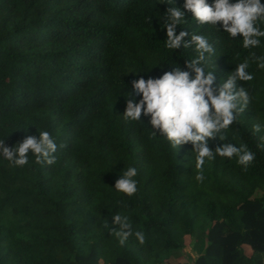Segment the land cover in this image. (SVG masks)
I'll return each mask as SVG.
<instances>
[{"label": "trees", "instance_id": "1", "mask_svg": "<svg viewBox=\"0 0 264 264\" xmlns=\"http://www.w3.org/2000/svg\"><path fill=\"white\" fill-rule=\"evenodd\" d=\"M184 2L0 0V140L14 147L47 131L57 144L52 165L36 163L31 151L22 167L0 155V264H173L196 236L204 252L193 264H264V69L250 64L254 79L237 87L251 102L225 141H208L213 150L247 145L255 158L246 168L236 156L206 158L198 182L190 143L173 149L143 115L123 119L133 79L159 77L176 63L186 70L184 60L196 56L165 47L164 14ZM186 20L177 34L213 44L206 70L217 84L249 56L242 36L198 25L190 12ZM260 40L250 51L264 56ZM129 167L137 169L131 197L114 189ZM114 214L129 218L133 235L123 245L110 231Z\"/></svg>", "mask_w": 264, "mask_h": 264}, {"label": "clouds", "instance_id": "2", "mask_svg": "<svg viewBox=\"0 0 264 264\" xmlns=\"http://www.w3.org/2000/svg\"><path fill=\"white\" fill-rule=\"evenodd\" d=\"M174 4V0H166ZM186 12L192 14V19L198 25H211L217 30L226 32L229 37L236 39L242 36L241 47L249 50L243 62L237 64L220 83H216L214 71H208L215 55V48L208 38L202 34H190L180 31L177 26L187 22ZM264 4L261 0H213L212 4L206 0H185L183 10L180 7H168L164 14V28H166L165 47L169 50L193 48L196 56L184 60V68L176 63L170 71H164L159 77L133 79L130 95L126 99L123 112L125 121H141L142 115L147 118L153 135L163 137L173 149H179L185 144L192 145L195 153L196 168L200 171L196 176L198 182H203V166L206 158L214 160L218 155L229 158L238 157L237 163L245 168L250 165L255 153L248 150L247 145L240 147L232 143L218 145L215 150L208 146L209 139L219 137L225 141L226 130L243 113L252 97L243 87H237V82H248L254 79L247 71L251 63H256L259 69H264V56H257L250 50L259 47L261 37H264ZM191 35L190 40H185ZM136 97H140L139 100ZM262 129L259 124L253 125V132ZM57 144L47 131L39 132V137L26 136L22 142L14 147L5 146L0 140V155L13 166L22 167L28 163L29 152L35 156L36 163L52 165L55 163L54 153ZM137 169L129 167L115 181L114 189L129 197L137 191ZM112 223L118 225L116 235L123 245L129 236L133 235L129 218L114 214ZM104 227L109 230V221ZM135 236L140 244H144L142 232Z\"/></svg>", "mask_w": 264, "mask_h": 264}, {"label": "rangeland", "instance_id": "3", "mask_svg": "<svg viewBox=\"0 0 264 264\" xmlns=\"http://www.w3.org/2000/svg\"><path fill=\"white\" fill-rule=\"evenodd\" d=\"M198 240V237L196 236V238L192 241V243L189 244L188 247L180 250L177 255L173 256L171 258V262L173 264H177L180 262H186L188 261L189 264H193L195 258L200 255L201 253L204 252L202 245L200 246H195V242ZM207 245V243H206ZM250 248L248 247V252H250ZM100 264H104L103 262H101Z\"/></svg>", "mask_w": 264, "mask_h": 264}]
</instances>
